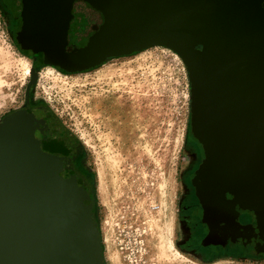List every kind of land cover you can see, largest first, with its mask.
Returning a JSON list of instances; mask_svg holds the SVG:
<instances>
[{"label": "water", "instance_id": "1", "mask_svg": "<svg viewBox=\"0 0 264 264\" xmlns=\"http://www.w3.org/2000/svg\"><path fill=\"white\" fill-rule=\"evenodd\" d=\"M85 1L103 22L79 65L155 46L181 57L217 206L251 210L264 241V0ZM75 140L49 107L0 120V264H106L93 184L72 163Z\"/></svg>", "mask_w": 264, "mask_h": 264}, {"label": "rangeland", "instance_id": "2", "mask_svg": "<svg viewBox=\"0 0 264 264\" xmlns=\"http://www.w3.org/2000/svg\"><path fill=\"white\" fill-rule=\"evenodd\" d=\"M30 79L31 60L0 9V120L25 107ZM34 90L79 138L106 264H264L262 256L202 262L177 246L192 103L176 52L155 46L74 74L46 67Z\"/></svg>", "mask_w": 264, "mask_h": 264}, {"label": "flooded vegetation", "instance_id": "3", "mask_svg": "<svg viewBox=\"0 0 264 264\" xmlns=\"http://www.w3.org/2000/svg\"><path fill=\"white\" fill-rule=\"evenodd\" d=\"M0 9L13 43L30 58L31 71L35 73L33 84L31 74L25 107L46 108L45 100L37 97L34 90L42 70L52 67L63 74L89 71L91 66L78 64L77 54L89 44V38L103 22V14L85 0H0ZM186 150L178 209V248L202 262L264 257L259 229L251 228L256 225V215L239 205L226 211L217 206L220 192L205 170V152L193 131ZM85 157L75 140L72 163L92 183ZM92 197L95 200L94 188ZM96 208L95 200L94 211Z\"/></svg>", "mask_w": 264, "mask_h": 264}, {"label": "bare ground", "instance_id": "4", "mask_svg": "<svg viewBox=\"0 0 264 264\" xmlns=\"http://www.w3.org/2000/svg\"><path fill=\"white\" fill-rule=\"evenodd\" d=\"M29 68V67H28Z\"/></svg>", "mask_w": 264, "mask_h": 264}]
</instances>
